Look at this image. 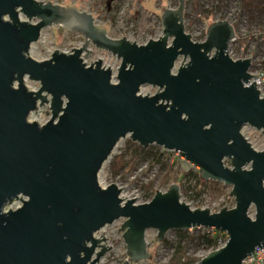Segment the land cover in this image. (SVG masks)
I'll return each mask as SVG.
<instances>
[{"label": "water", "instance_id": "water-1", "mask_svg": "<svg viewBox=\"0 0 264 264\" xmlns=\"http://www.w3.org/2000/svg\"><path fill=\"white\" fill-rule=\"evenodd\" d=\"M177 2L162 11V37L139 46L110 38L73 6L0 0V264H95L107 248L94 234L120 218L122 264L150 259L149 229L158 242L171 230L225 234V244L198 264H241L263 249L264 150L240 131L264 133V95L254 82L244 85L257 78L248 74L250 59L227 55L233 26L214 21L194 42L185 32L186 1ZM50 26L81 34L84 44L35 61L28 51ZM89 44L121 61L116 75L100 60L86 65ZM179 57L187 62L176 67ZM25 79L39 89L28 90ZM143 86L157 91L142 96ZM44 105L49 120L29 122ZM125 137L175 152L185 173L196 168L202 181L230 186L226 207L192 209L176 183L143 204L123 200L114 183L100 186L101 168Z\"/></svg>", "mask_w": 264, "mask_h": 264}, {"label": "rangeland", "instance_id": "rangeland-1", "mask_svg": "<svg viewBox=\"0 0 264 264\" xmlns=\"http://www.w3.org/2000/svg\"><path fill=\"white\" fill-rule=\"evenodd\" d=\"M37 1V0H36ZM42 2L50 1L53 4L61 5L65 7H76L79 11L87 12L95 17V24L101 28L107 30V34L110 38L121 39L126 38L128 41L134 42L137 45L145 44L146 42L154 39H159L162 37V25L160 22L162 11L164 9H175L178 6L177 0H38ZM188 5L186 10L188 12V17L184 19L185 32L192 36L194 42H202L205 37L201 38L202 33L205 31L212 22L222 20L226 17H237L243 18L244 21L239 26V33L248 34L252 31L250 29L251 21L254 19L250 17L248 10L242 8L239 0H186ZM201 8L206 10H212L214 15L212 18L207 20L204 19ZM24 20V17H21ZM251 21H249V20ZM33 22H36L35 20ZM171 41V39H170ZM169 41V42H170ZM84 44V38L81 34L72 31L69 32L59 26H50L49 28L43 29L39 41L32 44V49L30 47L28 53L29 56L35 61H44L51 58L54 50L58 52L71 53L73 48H79ZM88 49L92 53L85 58L84 62L86 65H94L97 60L102 62V66L110 68L114 75H116V70L119 67L120 60L114 57L110 52H105L103 50L97 49L96 47L89 44ZM188 60V59H187ZM182 57H179L175 66L178 67L182 63H186ZM25 86L28 90L37 91L39 89V84L30 80L25 79ZM157 88H152L151 86H143L140 90V94L143 95H154ZM50 118V112L48 106L44 105L38 109V111L33 112L28 117L29 122H37L40 126L46 123ZM244 127L247 134H249V142L253 147L258 150L264 149V133L262 131H256L253 128ZM129 137L122 138V140L117 144L111 157L105 162L101 171L99 172V184L100 186L107 187L108 185L115 184L121 189V198L123 200H133L135 199V204L147 203L153 198L145 187L149 181H154L153 190L158 192H165L169 187H159V179L161 176L160 165L147 171L148 150L141 154L140 152H134L135 147H128L127 142ZM153 146V145H151ZM145 147L144 149L148 148ZM160 148V147H159ZM162 149V148H161ZM164 149L160 150L162 152ZM167 152V151H165ZM125 153L124 161L127 162L126 167L123 170L114 173L112 166L113 156H118ZM166 161L164 159L161 162L166 163V165H171L178 162V154L175 152L168 151L166 153ZM225 164L228 166V159L225 160ZM191 171L198 172L196 168H192ZM173 184V182L171 183ZM218 187V190H213L212 188H207L204 194L197 199V201H191L181 194V200L193 208H210L212 213H216L220 209L226 207L227 200L229 198L230 186H224L222 183ZM193 195V194H192ZM191 195V196H192ZM194 200V199H193ZM224 204V205H223ZM20 205L19 202L12 204L10 209L16 208ZM223 205V206H222ZM235 203L233 199L230 198L228 201L229 208L234 207ZM250 216L253 218L254 211L250 209ZM125 222V219L120 218L114 221L113 224L104 226L103 229L99 230L94 234V237L98 240L105 238L104 241H100L102 246L107 248L104 256L95 264H122L124 261L128 260L126 255V245L122 239V232L119 230L121 225ZM200 229V228H199ZM199 232H197L198 234ZM223 234V233H221ZM225 235V234H224ZM101 236V237H100ZM157 231L154 229H149L145 234V241L147 244V252L151 254V257L147 261L131 262L129 264H168V260L172 256L173 251L169 250L163 245V242H158L156 239ZM226 237V235H225ZM165 240L175 243L176 234L175 230L169 231ZM224 238L220 240V244L224 243ZM227 241V239H226ZM108 246V247H107ZM111 247V248H110ZM110 248V249H108ZM96 251H100L97 248ZM215 251V250H214ZM209 252L203 247L196 245H190L188 247L189 257L203 258Z\"/></svg>", "mask_w": 264, "mask_h": 264}, {"label": "trees", "instance_id": "trees-1", "mask_svg": "<svg viewBox=\"0 0 264 264\" xmlns=\"http://www.w3.org/2000/svg\"><path fill=\"white\" fill-rule=\"evenodd\" d=\"M239 3L242 8L248 10V12L250 13V19L251 17L253 18L254 13H258L259 15L264 13V0H239ZM187 5L188 2L186 1L184 19L189 15L186 10ZM201 12L203 13L205 20L212 18L214 15L212 10L201 8ZM202 34L203 35L201 36V38L205 37V31ZM127 144L128 147L135 145L133 149L135 153L140 152L141 154H143L148 150V156L146 158L149 162L146 170L150 171L151 169L157 167V165H160L159 172L161 173V176L158 182L159 187H169L172 182L178 184L180 187V194H182L185 201L187 199L191 200L192 202L197 201V199L204 194V191L207 188H212L215 191L218 190V187L221 185L216 181H202L198 172L195 173L193 171H190L188 173H185L178 166L177 161L171 165H166L165 161L167 158V152H165V150L159 152L162 149L158 146H149L148 148L144 149L136 142H132L131 140H129ZM124 155L125 153L118 156H113L111 168L114 169V173L121 171L124 167L128 166L127 162L124 161ZM162 159H164L165 161L161 162ZM153 183L154 181H149L145 189L154 196V193L156 191L153 190ZM197 232L199 233L197 234ZM175 234L177 239L175 243L170 242L169 240H165L163 242V245L166 248L173 251L172 256L168 260V264H198L201 258H193L188 256V247L190 245H196L199 247H203L208 251H214L217 250L221 239L224 238V242L227 239L224 234L207 228H194L193 230L175 231Z\"/></svg>", "mask_w": 264, "mask_h": 264}, {"label": "built area", "instance_id": "built-area-1", "mask_svg": "<svg viewBox=\"0 0 264 264\" xmlns=\"http://www.w3.org/2000/svg\"><path fill=\"white\" fill-rule=\"evenodd\" d=\"M236 16L237 17H231L230 14L229 17L222 19L233 26L235 33V36L231 39V41L228 44L229 46H228L227 55L233 61L250 59L249 61L250 68L248 69V74L250 76L256 75L257 78H251L244 85L248 87L254 82L256 84L255 89L259 91L261 98L264 95V13L261 15H259L258 13H254L253 21L248 19L249 21H251L250 29H252V31L248 34H242V35H240L239 33V26L241 25L242 22H246V21L243 20L242 16L241 17L239 16V12L237 13ZM212 54L213 51L209 55ZM249 128L250 127H247L246 130ZM240 133L241 135H243L245 140L249 142V134H247L245 128H243L240 131ZM258 151H262V150H258ZM19 206L20 205L16 207ZM225 242L222 244L219 243V246L217 248L223 246ZM241 264H264V247L261 250L260 248H256L253 251L252 257L247 256L245 260L242 261Z\"/></svg>", "mask_w": 264, "mask_h": 264}, {"label": "bare ground", "instance_id": "bare-ground-1", "mask_svg": "<svg viewBox=\"0 0 264 264\" xmlns=\"http://www.w3.org/2000/svg\"><path fill=\"white\" fill-rule=\"evenodd\" d=\"M31 49H32V46H31ZM105 247V246H104Z\"/></svg>", "mask_w": 264, "mask_h": 264}]
</instances>
